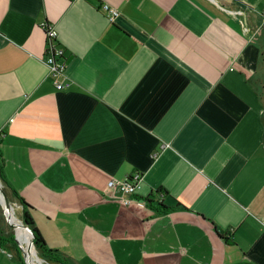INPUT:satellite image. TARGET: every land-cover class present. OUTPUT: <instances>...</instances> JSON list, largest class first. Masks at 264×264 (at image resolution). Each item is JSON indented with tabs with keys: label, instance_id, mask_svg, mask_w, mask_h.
Wrapping results in <instances>:
<instances>
[{
	"label": "crops",
	"instance_id": "1",
	"mask_svg": "<svg viewBox=\"0 0 264 264\" xmlns=\"http://www.w3.org/2000/svg\"><path fill=\"white\" fill-rule=\"evenodd\" d=\"M0 170L67 264H264V0H0Z\"/></svg>",
	"mask_w": 264,
	"mask_h": 264
},
{
	"label": "built area",
	"instance_id": "2",
	"mask_svg": "<svg viewBox=\"0 0 264 264\" xmlns=\"http://www.w3.org/2000/svg\"><path fill=\"white\" fill-rule=\"evenodd\" d=\"M101 8L111 21L120 14L119 10L109 3H102ZM43 26L46 33L45 63L52 73H62L65 71L66 65L62 59L63 48L60 46L57 30L55 27L48 25V23H44ZM69 84V82H59L57 83V88L62 89ZM142 177V174L137 171L122 180L111 178L107 186L115 191L118 196V202L121 204L147 206L148 202L145 199L136 196V190L140 187Z\"/></svg>",
	"mask_w": 264,
	"mask_h": 264
},
{
	"label": "trees",
	"instance_id": "3",
	"mask_svg": "<svg viewBox=\"0 0 264 264\" xmlns=\"http://www.w3.org/2000/svg\"><path fill=\"white\" fill-rule=\"evenodd\" d=\"M0 174H1V170H0ZM13 194L16 196L18 201L23 204V219H24L25 224H27V226L30 228V231H31V232L29 231L30 232V239L33 240L36 248L38 249V251L40 253V255H42L45 258L46 262H48V263H51V264H67L65 259L59 255L57 250L52 249V248L47 246L46 241H45L42 233L40 232L39 228L35 225L34 219L27 209L28 203L22 197H20L17 194V192L14 190H13ZM157 194L160 195V198H159V201L157 204L158 211L166 209L167 207H164L162 199L166 194H168L167 191L163 188H160L157 191ZM145 200L148 202V205H149V203L154 202V200L151 198L150 199L147 198ZM31 234H32V236H31ZM7 243H12V244L18 246L16 234L12 231H6L0 223V245H4ZM19 251H20V249H19Z\"/></svg>",
	"mask_w": 264,
	"mask_h": 264
},
{
	"label": "rangeland",
	"instance_id": "4",
	"mask_svg": "<svg viewBox=\"0 0 264 264\" xmlns=\"http://www.w3.org/2000/svg\"><path fill=\"white\" fill-rule=\"evenodd\" d=\"M1 188V186H0ZM1 189L4 190L2 187ZM5 191V190H4ZM7 199L10 202L9 210L6 209L5 203L0 202V223L6 231H12L16 234V238L20 240L23 251L33 260L36 256H41L35 244L31 242L30 232L25 226L23 215L20 210V205L15 201L12 202V198L7 194ZM1 199V196H0ZM13 206V207H12ZM7 212V213H6Z\"/></svg>",
	"mask_w": 264,
	"mask_h": 264
},
{
	"label": "water",
	"instance_id": "5",
	"mask_svg": "<svg viewBox=\"0 0 264 264\" xmlns=\"http://www.w3.org/2000/svg\"><path fill=\"white\" fill-rule=\"evenodd\" d=\"M0 190H1V188H0ZM2 191V190H1ZM3 195H4V197H5V200H6V206L7 207H10L11 205H10V203H9V201H8V197H7V195H6V193L5 192H3ZM27 228H28V230L30 231V228L27 226V225H25ZM31 232V231H30ZM31 236H32V234H31ZM31 242L34 244V242H33V240L31 239ZM26 254V253H25ZM27 255V254H26ZM35 264H51V263H48V262H39V263H35Z\"/></svg>",
	"mask_w": 264,
	"mask_h": 264
},
{
	"label": "bare ground",
	"instance_id": "6",
	"mask_svg": "<svg viewBox=\"0 0 264 264\" xmlns=\"http://www.w3.org/2000/svg\"><path fill=\"white\" fill-rule=\"evenodd\" d=\"M7 210H9V208Z\"/></svg>",
	"mask_w": 264,
	"mask_h": 264
}]
</instances>
